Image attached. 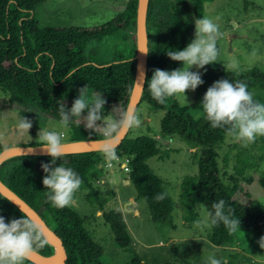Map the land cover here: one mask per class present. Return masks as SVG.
<instances>
[{
    "label": "trees",
    "instance_id": "16d2710c",
    "mask_svg": "<svg viewBox=\"0 0 264 264\" xmlns=\"http://www.w3.org/2000/svg\"><path fill=\"white\" fill-rule=\"evenodd\" d=\"M44 1L0 0V90L8 95V103L33 107L45 117L58 121V106L65 103L70 108L79 89L86 86L88 93H102L107 101L105 114L113 106L126 108L135 76L138 0H128L122 12L103 24L41 28L34 10ZM206 1L213 0H176L171 3L168 0H148L149 53L146 81L139 104L146 102L151 108L164 111L161 122L163 135H178L192 145L201 147L197 177L188 178L183 198L189 211L192 210L194 197L209 204L223 199L225 210L228 207L234 210V217L240 218V230L230 232L220 223L212 228L209 235L212 245L223 247L233 244L240 231L252 236L264 234V209L251 199L239 183L225 184L219 174L215 149L224 143L228 134L224 129L212 128L204 116L194 119L190 114L192 106H182L175 96L165 104H160L147 90V81L151 79L154 69L174 70L183 66L182 62L171 60L166 51L183 50L191 42L194 23L186 21L184 15L190 14L191 19L201 18ZM130 28L133 32L129 34ZM152 33L153 40L150 38ZM118 34H123L122 49L116 51L112 58L99 63L86 58L85 49L89 43ZM230 80L246 82L250 91L257 83L264 86V73L251 68L232 73ZM68 127L72 131L70 141L101 140L94 132L76 123L75 119ZM116 152L117 157L129 160V180L136 189V199L147 203L152 220L158 224L171 223L173 201L169 194L162 201L154 199L157 194L166 191L161 178L154 174L146 162L160 152L157 141L146 135L132 138L127 134ZM99 153L65 154L55 165L62 163L81 176L82 186L91 188L86 196L91 204L96 201L92 181L101 161ZM50 161L48 155L8 158L0 164V179L34 208L61 238L67 253L65 264H104L101 262L103 248L94 242L84 227L85 219L70 207L56 208L47 202L41 163ZM260 184L264 188V173ZM22 214L26 216L0 194V215L5 217L6 222L21 218ZM102 216L114 234L116 245L127 249L131 244V236L122 211L111 209L103 211ZM53 251V246L47 241L46 246L38 252L51 255ZM25 264L34 263L28 259ZM132 264L145 263L134 257Z\"/></svg>",
    "mask_w": 264,
    "mask_h": 264
},
{
    "label": "rangeland",
    "instance_id": "374dc122",
    "mask_svg": "<svg viewBox=\"0 0 264 264\" xmlns=\"http://www.w3.org/2000/svg\"><path fill=\"white\" fill-rule=\"evenodd\" d=\"M127 1L45 0L36 6L34 15L41 28L91 27L108 22L122 12ZM168 1L171 3L176 0ZM189 15H184L185 20L194 23ZM202 16L212 18L219 25L222 35L217 41L218 62L206 65L204 69H191L202 73L204 83L195 91H186L187 100L181 94L175 96L182 106H192L190 114L194 119L204 116L200 104L207 88L216 80H230L232 73L251 68L264 73V0L206 1ZM131 32L132 28L129 34ZM122 36L118 34L89 43L85 49L86 58L98 63L108 61L116 51L122 49ZM150 38L154 39V33ZM232 61L236 62V68L228 67ZM250 91L254 93L255 99L264 102L262 84H255ZM137 112L141 125L130 129L128 136L134 138L146 135L157 141L160 152L146 162L154 174L161 178L163 189L173 201L172 222L155 223L147 203L136 199V189L129 180L130 169L125 170L126 166L129 168L126 157L107 161L100 152L101 161L92 181L96 201L94 204L87 201L86 196L91 188L82 186L70 208L85 219L84 227L94 242L103 248L101 262L132 264L134 257H138L145 264H200L207 256L215 255L224 258L227 264H264V249L257 243L264 234L252 236L240 231L235 242L229 246L217 247L210 243L212 228L203 223L206 214L200 205L211 209V204L194 197L192 210L189 211L183 198L188 178L197 177L201 147L192 145L178 135H163L161 122L164 111L155 110L142 102ZM18 114L32 120L33 126L28 133L17 129ZM56 122L33 107L9 104L8 95L0 90V150L15 145L38 144L36 139L40 127H52ZM61 130L64 132V142H69L71 129L67 127ZM215 150L223 182L229 185L239 183L251 199L264 209V188L260 184L264 173V136L244 146L227 135L224 143ZM111 209L123 213L131 236V244L127 249L116 245L114 234L102 216L103 211ZM198 220L202 221L199 225L196 223Z\"/></svg>",
    "mask_w": 264,
    "mask_h": 264
},
{
    "label": "clouds",
    "instance_id": "9594fccd",
    "mask_svg": "<svg viewBox=\"0 0 264 264\" xmlns=\"http://www.w3.org/2000/svg\"><path fill=\"white\" fill-rule=\"evenodd\" d=\"M194 39L183 50L169 49L166 55L173 61L182 62V67L174 70H153L147 81L150 96L160 104L169 98L181 94L187 100L186 91H195L202 85V73L191 69H204L206 65L218 62L219 49L217 41L221 37L219 25L210 17L194 18ZM148 54L145 49L139 50ZM230 68H236L232 61ZM226 70V69H225ZM140 77L144 81L145 74ZM142 86V85H141ZM107 103L101 92L88 94L86 86L78 91V96L70 108L65 103L58 106L59 120L52 127L41 126L37 133L38 149L51 157L49 163H41L44 172L42 183L47 189L46 200L56 208L70 207L75 203V195L81 189L83 180L71 167L56 165V161L65 155L64 132L61 129L75 122L86 130L94 132L101 138V152L107 161L116 160V148L123 133L139 127L141 119L137 110L131 105L122 108L113 106L108 114L104 112ZM200 109L212 128L224 129L242 145L254 143L257 137L264 136V102L258 101L248 85L242 80L232 81L218 79L207 88L203 95ZM86 112V115L84 114ZM33 126L32 120L18 114L17 129L26 133ZM33 152V149H29ZM167 192L157 194L154 199L162 201ZM205 219L203 223L213 228L223 223L230 232L240 230V218L234 217L231 207L225 210V201H213L211 209L203 204ZM198 225L202 221L196 222ZM264 249V235L257 241ZM47 244L40 227L22 214L21 218H13L6 222L0 215V264H25L28 258L43 249ZM203 264H227L224 258L209 255Z\"/></svg>",
    "mask_w": 264,
    "mask_h": 264
},
{
    "label": "water",
    "instance_id": "95a60500",
    "mask_svg": "<svg viewBox=\"0 0 264 264\" xmlns=\"http://www.w3.org/2000/svg\"><path fill=\"white\" fill-rule=\"evenodd\" d=\"M147 9L148 0H138L137 2V15H136V54L134 59L135 64V76L134 82L129 98L128 106L131 105L135 109L141 100L147 74L148 54H143L139 50L145 49L148 52V32H147ZM141 73L145 74L144 81L140 77ZM142 85V86H141ZM129 131L122 134L118 146L126 137ZM29 149H33V152H29ZM65 154H76L85 152H101V140H89V141H69L64 142ZM19 155H46L39 151L38 144L35 145H15L9 146L0 151V164L8 158ZM128 181V180H125ZM0 194L7 198L12 204H14L22 213H24L29 219L34 221L41 229L43 236L53 246L54 251L51 255H44L39 252L31 255L28 259L34 264H65L67 260V253L65 251L61 238L47 225L41 215L32 208L24 199L10 189L0 179Z\"/></svg>",
    "mask_w": 264,
    "mask_h": 264
},
{
    "label": "built area",
    "instance_id": "2783aa9c",
    "mask_svg": "<svg viewBox=\"0 0 264 264\" xmlns=\"http://www.w3.org/2000/svg\"><path fill=\"white\" fill-rule=\"evenodd\" d=\"M125 170H127V171H128V170H129V168L126 166V167H125Z\"/></svg>",
    "mask_w": 264,
    "mask_h": 264
},
{
    "label": "crops",
    "instance_id": "0c3cea01",
    "mask_svg": "<svg viewBox=\"0 0 264 264\" xmlns=\"http://www.w3.org/2000/svg\"><path fill=\"white\" fill-rule=\"evenodd\" d=\"M124 181H125V179H124Z\"/></svg>",
    "mask_w": 264,
    "mask_h": 264
}]
</instances>
